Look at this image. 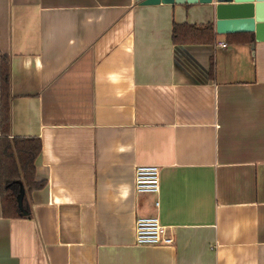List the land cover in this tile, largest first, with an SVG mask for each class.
<instances>
[{"label": "crops", "instance_id": "obj_1", "mask_svg": "<svg viewBox=\"0 0 264 264\" xmlns=\"http://www.w3.org/2000/svg\"><path fill=\"white\" fill-rule=\"evenodd\" d=\"M215 22L212 4L0 0L9 134L40 141L45 183L6 217L0 182V264H264V40ZM181 23L212 40L174 42ZM1 105L0 87V138ZM152 164L158 196L136 193ZM154 214L173 245L136 244Z\"/></svg>", "mask_w": 264, "mask_h": 264}, {"label": "trees", "instance_id": "obj_2", "mask_svg": "<svg viewBox=\"0 0 264 264\" xmlns=\"http://www.w3.org/2000/svg\"><path fill=\"white\" fill-rule=\"evenodd\" d=\"M204 31L209 41L213 38V23L205 26H193L185 23L173 26V40L176 43L198 38V31ZM241 34V33H236ZM1 138H0V182L3 214L6 217L19 216L30 211L28 196L34 190L41 189L44 181L36 180L35 162L41 152V143L36 138L11 137L9 134L11 118L10 71L6 60L1 65ZM23 190L22 205L19 196Z\"/></svg>", "mask_w": 264, "mask_h": 264}, {"label": "water", "instance_id": "obj_3", "mask_svg": "<svg viewBox=\"0 0 264 264\" xmlns=\"http://www.w3.org/2000/svg\"><path fill=\"white\" fill-rule=\"evenodd\" d=\"M141 5L205 4L214 6L215 31L219 35L244 32L256 33V40H264V0H137ZM23 190L19 198L22 205Z\"/></svg>", "mask_w": 264, "mask_h": 264}, {"label": "built area", "instance_id": "obj_4", "mask_svg": "<svg viewBox=\"0 0 264 264\" xmlns=\"http://www.w3.org/2000/svg\"><path fill=\"white\" fill-rule=\"evenodd\" d=\"M220 48H227L224 41L218 42ZM135 192L138 194H150L158 196L161 186L160 167L156 164L139 165L135 172ZM156 208L159 206L158 199L155 200ZM135 242L139 246H170L174 238L167 226L162 225L159 217L154 214L150 216H139L135 221Z\"/></svg>", "mask_w": 264, "mask_h": 264}]
</instances>
